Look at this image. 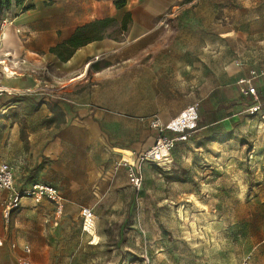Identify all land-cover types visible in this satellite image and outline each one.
Returning <instances> with one entry per match:
<instances>
[{"label": "rangeland", "instance_id": "rangeland-1", "mask_svg": "<svg viewBox=\"0 0 264 264\" xmlns=\"http://www.w3.org/2000/svg\"><path fill=\"white\" fill-rule=\"evenodd\" d=\"M94 65L83 89L98 82L120 91L88 103L109 117L94 142L105 153L104 172L82 196H65L59 188L61 213L51 200L33 199L4 225L3 205L8 264H264V109L241 118L243 108L230 106L245 90L243 80L264 72V0H200ZM256 86L264 90V75ZM221 104L227 109H218ZM192 106L198 115L206 108L218 112L194 139L176 141L171 170L136 161L143 177L136 190L126 162H134L133 148L138 159L160 136L150 121L166 124ZM126 143L135 147L114 148ZM67 168L64 179L80 178L74 166ZM58 174L48 162L18 169L16 189L35 178L61 180ZM6 197L0 191V203ZM85 207L95 215L86 224Z\"/></svg>", "mask_w": 264, "mask_h": 264}, {"label": "crops", "instance_id": "crops-1", "mask_svg": "<svg viewBox=\"0 0 264 264\" xmlns=\"http://www.w3.org/2000/svg\"><path fill=\"white\" fill-rule=\"evenodd\" d=\"M116 1L120 0H22L20 4L12 0L10 9L0 11V26L5 18L13 20L0 29V88L5 90L0 95V133H6L0 140V162L14 168L15 189L16 170L48 162L61 180H44L43 184L63 189L65 196L90 191L105 169V153L97 151L100 143L94 142L109 117L88 103L104 102L120 92L98 82L83 89L89 83L90 68L99 57H113L155 34L200 0H122L118 5ZM73 41L82 45L75 46ZM6 64L17 72L14 77L5 74ZM99 73L96 69L95 75ZM130 127L136 132L137 123ZM67 166H74L80 178L64 179ZM40 179L16 190L27 189ZM93 193L100 194L99 190ZM10 194L0 208L11 204ZM33 199L37 198H21L11 214L16 209L26 212ZM10 254L0 230V264H8Z\"/></svg>", "mask_w": 264, "mask_h": 264}, {"label": "built area", "instance_id": "built-area-1", "mask_svg": "<svg viewBox=\"0 0 264 264\" xmlns=\"http://www.w3.org/2000/svg\"><path fill=\"white\" fill-rule=\"evenodd\" d=\"M13 20L5 18L1 22L0 29L5 30ZM16 66L19 65V62L15 63ZM4 68V66H3ZM5 74H7L6 67L4 68ZM17 74L14 71L12 77ZM264 75V72L257 73L256 71L252 72V76L248 79L243 80V83L246 85L244 90L245 94H252L256 97V87H254V81L256 78ZM4 88H0V95L4 92ZM252 109L258 110L259 106L253 107ZM198 111L195 106L185 109L179 116L169 121L166 124H163L160 119L155 118L150 121V126L154 129H157L160 133V136L156 139L155 144L142 153L138 159L136 158L133 163L126 162L130 166L129 179L130 183L136 190H140L143 184V177L137 170H135L136 161L140 163H152L162 170L169 171L175 163L173 157V148L175 147L176 141H184L190 136V133L197 128L198 125ZM166 132L178 133L179 136L171 137ZM125 162V161H124ZM0 191L10 192L9 199L12 201L10 205H7L3 212V217L5 222L8 223L12 209L16 208L20 204V200L23 197H32L37 199L47 198L55 203L58 211L61 213L63 210V198L60 192L54 186L43 183H34L31 187L23 190L15 189V170L7 162L0 163ZM82 216L85 220V224L88 219H94L95 215L90 208L82 209ZM24 251L29 253L30 247L27 245L24 248Z\"/></svg>", "mask_w": 264, "mask_h": 264}, {"label": "trees", "instance_id": "trees-1", "mask_svg": "<svg viewBox=\"0 0 264 264\" xmlns=\"http://www.w3.org/2000/svg\"><path fill=\"white\" fill-rule=\"evenodd\" d=\"M121 1L122 0L116 1L115 3L118 5ZM21 2H22V0H16L17 4H20ZM11 6H12V0H0V11L10 9ZM73 43L75 46L82 45L81 41H78V42L73 41ZM53 51H57V48L53 49ZM245 89H246V87H245ZM230 103H231V105H230L231 107L240 106L243 108L244 113L240 114L241 118H243L244 116H247V115H251V111H252L253 107L259 106V109H264V90H263V87L257 88V86H256V97L250 93L245 94L244 91L239 92L238 97L233 99ZM222 106H223V104H221V107H219L218 109H222V108L227 109L226 107H222ZM217 112H218L217 107L214 109L206 108L203 112H201V114L199 115L197 128L194 129L190 133V136L187 138V141L194 139L193 137H194L195 132L200 131L201 130L200 128H203L205 125H207L208 123H206V122L212 120L214 118L213 116Z\"/></svg>", "mask_w": 264, "mask_h": 264}, {"label": "bare ground", "instance_id": "bare-ground-1", "mask_svg": "<svg viewBox=\"0 0 264 264\" xmlns=\"http://www.w3.org/2000/svg\"><path fill=\"white\" fill-rule=\"evenodd\" d=\"M206 214H204L203 216H205ZM205 219H207V218H205ZM194 227H195V224L193 225Z\"/></svg>", "mask_w": 264, "mask_h": 264}]
</instances>
